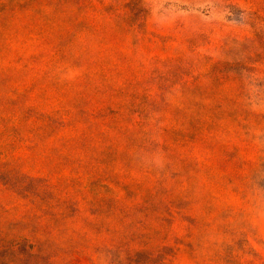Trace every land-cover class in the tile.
<instances>
[{
	"label": "rangeland",
	"instance_id": "rangeland-1",
	"mask_svg": "<svg viewBox=\"0 0 264 264\" xmlns=\"http://www.w3.org/2000/svg\"><path fill=\"white\" fill-rule=\"evenodd\" d=\"M0 264H264V0H0Z\"/></svg>",
	"mask_w": 264,
	"mask_h": 264
}]
</instances>
